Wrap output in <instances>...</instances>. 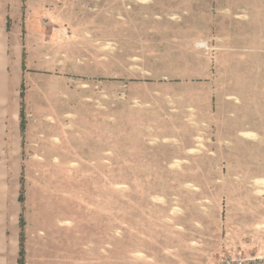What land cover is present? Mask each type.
Masks as SVG:
<instances>
[{
  "label": "rangeland",
  "instance_id": "1",
  "mask_svg": "<svg viewBox=\"0 0 264 264\" xmlns=\"http://www.w3.org/2000/svg\"><path fill=\"white\" fill-rule=\"evenodd\" d=\"M0 19L34 67L3 220L23 218V264H264V0H0Z\"/></svg>",
  "mask_w": 264,
  "mask_h": 264
},
{
  "label": "crops",
  "instance_id": "2",
  "mask_svg": "<svg viewBox=\"0 0 264 264\" xmlns=\"http://www.w3.org/2000/svg\"><path fill=\"white\" fill-rule=\"evenodd\" d=\"M25 42L26 36L20 40L17 31H8L6 24L0 19V243H3L4 235H8L11 236L12 242L19 244L20 212L15 223L3 225V220L7 211L14 212L21 207L18 200L21 165L25 163V158L30 157L27 155L30 152L29 145L35 143L32 140L33 129L27 124V118L31 113L28 110L26 93L29 86L26 75L31 76L30 71L34 67L29 63V50ZM61 63L64 64L60 56L54 59V64ZM65 76L69 78L68 74ZM65 76L59 75L52 79V82L56 85L58 81H64L62 78ZM88 86L87 81H81L80 87L87 90ZM21 109L25 121L23 129L20 126ZM50 138L56 140L57 136L50 133Z\"/></svg>",
  "mask_w": 264,
  "mask_h": 264
},
{
  "label": "trees",
  "instance_id": "3",
  "mask_svg": "<svg viewBox=\"0 0 264 264\" xmlns=\"http://www.w3.org/2000/svg\"><path fill=\"white\" fill-rule=\"evenodd\" d=\"M20 118H21V122H20V126L21 129H23L24 127V112L21 109L20 111ZM18 200L19 202L22 204L24 201V195H23V178L21 176L20 178V191H19V196H18ZM19 224H20V248H19V258H18V264H23V259H24V247H23V234H22V228L24 225V221L22 216H20V220H19Z\"/></svg>",
  "mask_w": 264,
  "mask_h": 264
},
{
  "label": "built area",
  "instance_id": "4",
  "mask_svg": "<svg viewBox=\"0 0 264 264\" xmlns=\"http://www.w3.org/2000/svg\"><path fill=\"white\" fill-rule=\"evenodd\" d=\"M261 256L243 257L240 255H227L220 259L219 264H262Z\"/></svg>",
  "mask_w": 264,
  "mask_h": 264
},
{
  "label": "bare ground",
  "instance_id": "5",
  "mask_svg": "<svg viewBox=\"0 0 264 264\" xmlns=\"http://www.w3.org/2000/svg\"><path fill=\"white\" fill-rule=\"evenodd\" d=\"M198 47H204L205 46V42H203V41H200V42H198Z\"/></svg>",
  "mask_w": 264,
  "mask_h": 264
}]
</instances>
